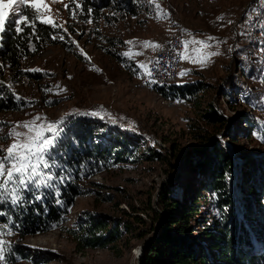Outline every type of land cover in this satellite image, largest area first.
Segmentation results:
<instances>
[{
    "label": "rangeland",
    "instance_id": "rangeland-1",
    "mask_svg": "<svg viewBox=\"0 0 264 264\" xmlns=\"http://www.w3.org/2000/svg\"><path fill=\"white\" fill-rule=\"evenodd\" d=\"M109 1V8L94 10L86 0H77L82 9L73 0H46L55 23L63 27H53L56 34L47 38L39 54L24 59L19 68H5L0 76V96L12 99V109L0 108V149L11 143L5 137L13 127L40 116L46 118L40 124L64 120L51 157L56 164L62 157L56 151H62L76 119L94 122L100 128L98 141L111 139L131 152L102 165L100 173L74 181L80 195L51 230L22 237L12 229L14 234L6 237L12 244L9 264H141L164 223L162 191L174 188L171 197L177 191L185 197L199 178L193 162L203 158L212 143L239 163L264 160V139L259 138L264 136V0H158L170 14L165 19L157 18L147 0H129L135 14L121 10V0ZM175 36L184 41L215 37L207 41L211 47L204 54L218 55L205 64L183 59L179 73L186 75L147 85L149 76L144 78L139 64L148 66L156 50L167 48ZM145 41L160 47L145 48ZM197 47L189 45L192 58ZM130 50L141 55H122ZM172 84H201L203 90L190 99L165 98L157 92ZM211 106L222 118L217 124L205 119ZM93 111L104 119L90 115ZM152 153L167 160L152 158ZM56 168L48 171L55 173ZM60 171L65 178L71 174L65 168ZM215 218L216 211L208 205L198 219L212 225ZM96 219L120 234L108 247L83 249L71 232ZM192 227L195 236L208 242L203 227Z\"/></svg>",
    "mask_w": 264,
    "mask_h": 264
},
{
    "label": "trees",
    "instance_id": "trees-1",
    "mask_svg": "<svg viewBox=\"0 0 264 264\" xmlns=\"http://www.w3.org/2000/svg\"><path fill=\"white\" fill-rule=\"evenodd\" d=\"M86 1L94 10L110 7L109 0ZM120 6L121 10L135 14V5L129 0H121ZM21 27L24 31L17 33L14 25L6 23L4 38L0 42V76L5 68H19L24 59L39 54L47 45V38L51 39L56 34L51 25L38 21L35 34L30 27ZM250 73L253 74V70ZM202 90L201 84H172L159 87L157 92L165 98L181 96L190 99ZM1 91L2 88L0 94ZM11 102L12 99L6 95L0 96L1 110L12 109ZM205 119L210 124L222 121L212 106ZM99 129L92 121L74 120L68 131L67 143L62 151H56L61 152L62 157L58 158L55 174L59 176L61 168H65L71 172L70 176L67 175L63 183L56 181L52 189L30 187L23 192L24 199L19 205L10 201L0 204V211L9 214L12 229L19 236H35L51 230L80 195L74 181H80L83 175L91 177L100 173L101 166L108 161L120 159V156L126 158L131 153L122 147L127 145L118 146L120 142L95 139ZM210 137L205 138V142ZM158 155L160 160H167L166 156ZM158 155L152 153L151 156L155 158ZM249 160L239 163L220 145L213 143L203 158H196L192 171L199 178L196 185H190L193 186L189 190L191 193L186 190L183 197L184 194L177 191V195L171 197L174 188L162 191L159 202L164 223L141 264H264V160ZM41 196L42 199H37ZM208 205L213 206L217 213L212 225L198 219ZM0 222L7 221L0 217ZM192 223L203 227L208 242L194 235ZM250 231L253 234L250 235ZM71 233L83 249L108 247L120 234L115 228L108 231V225L97 219L88 222L81 231Z\"/></svg>",
    "mask_w": 264,
    "mask_h": 264
},
{
    "label": "snow or ice",
    "instance_id": "snow-or-ice-1",
    "mask_svg": "<svg viewBox=\"0 0 264 264\" xmlns=\"http://www.w3.org/2000/svg\"><path fill=\"white\" fill-rule=\"evenodd\" d=\"M53 2H61V0H53ZM73 2L76 8L82 9L81 3L77 2V0H73ZM147 2L154 6L158 19H165L170 15L165 12L158 0H147ZM24 6H28L32 11L29 13ZM67 7L65 5V8ZM51 11L46 0H0V41L4 38L6 22L9 25H14L17 33L24 31V28L21 27V25H24L25 27H30L33 34H35L37 21L41 24L51 25L54 28H62L63 25L55 23L54 18L50 15ZM45 13H49V15H45ZM73 18H75V14H73ZM86 22L91 23L92 21L88 20ZM56 38L53 37V39ZM59 39H64V37L60 36ZM214 39L216 38L209 36L207 40L193 38L191 41H183L184 53L181 54L182 58L201 64L207 63L211 57L218 55L215 51L204 54V50L211 47L207 41ZM127 43L133 44L134 42L128 41ZM189 45L200 46L194 49L197 53L195 58H192L188 53ZM143 46L145 48L152 47L153 49L160 47V45L150 41L143 42ZM81 52L86 59H90L83 53V50ZM122 55L132 59L134 56L141 55V53H133L130 50ZM139 68L143 69L147 76L151 77L153 75L147 65L139 64ZM29 71H40V69H29ZM186 74V72H181L180 76L183 77ZM2 83L0 82V84ZM150 83H156V81L151 80ZM8 87H11V85ZM15 98L17 100L21 99L18 96ZM89 114L104 119V116L100 115L99 112L93 111ZM42 119L46 118L37 116L31 121L17 124L5 137L11 140V143L6 149H0V204L10 201L13 205H19L24 199L23 192L30 187L52 189L54 188V181L58 180L63 183L65 179L63 175L57 176L55 173L48 171L56 166V162L51 157L53 150L61 139L64 130L62 127L64 120L55 123H38ZM20 128L27 131H18ZM46 133L51 135H46ZM259 138L264 139V136ZM56 192L59 195L58 189H56ZM37 199H42V196L37 197ZM0 217H5L7 221L0 223V264H9L8 256L12 253V244L6 237L13 235L14 232L9 214L5 211H0Z\"/></svg>",
    "mask_w": 264,
    "mask_h": 264
},
{
    "label": "bare ground",
    "instance_id": "bare-ground-1",
    "mask_svg": "<svg viewBox=\"0 0 264 264\" xmlns=\"http://www.w3.org/2000/svg\"><path fill=\"white\" fill-rule=\"evenodd\" d=\"M183 39L182 37L175 36L169 46L163 50L159 49L156 50L154 56L156 57L150 60V63L148 65V68L152 71L153 75L151 77H148V79L145 80L146 84L149 86L163 84L167 83L173 80V78L178 77L181 70V63H182V52L184 50L183 47ZM179 53V56L175 60L170 61V67L169 70L166 71V69H159V79L157 78L156 70H157V64H160V61L164 58V55L168 57H175V55ZM178 75V76H177ZM151 80H155L156 83H150Z\"/></svg>",
    "mask_w": 264,
    "mask_h": 264
},
{
    "label": "built area",
    "instance_id": "built-area-1",
    "mask_svg": "<svg viewBox=\"0 0 264 264\" xmlns=\"http://www.w3.org/2000/svg\"><path fill=\"white\" fill-rule=\"evenodd\" d=\"M177 56H179V53H177L175 55V57H168V56L164 55V58L160 61V64H157L156 74H157L158 79H159V69H166V71H168L169 67H170V61L175 60L177 58ZM175 100H177V99H175Z\"/></svg>",
    "mask_w": 264,
    "mask_h": 264
}]
</instances>
